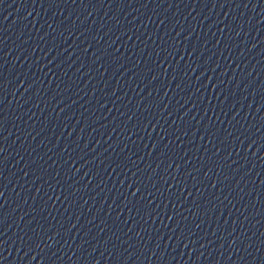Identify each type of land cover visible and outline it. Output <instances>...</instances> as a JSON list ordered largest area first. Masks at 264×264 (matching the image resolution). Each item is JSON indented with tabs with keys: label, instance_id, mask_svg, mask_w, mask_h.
I'll return each instance as SVG.
<instances>
[{
	"label": "water",
	"instance_id": "obj_1",
	"mask_svg": "<svg viewBox=\"0 0 264 264\" xmlns=\"http://www.w3.org/2000/svg\"><path fill=\"white\" fill-rule=\"evenodd\" d=\"M264 219V0H0V264H217Z\"/></svg>",
	"mask_w": 264,
	"mask_h": 264
}]
</instances>
